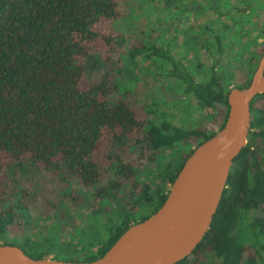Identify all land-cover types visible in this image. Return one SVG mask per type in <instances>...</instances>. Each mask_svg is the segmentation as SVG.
Returning <instances> with one entry per match:
<instances>
[{"label":"trees","instance_id":"16d2710c","mask_svg":"<svg viewBox=\"0 0 264 264\" xmlns=\"http://www.w3.org/2000/svg\"><path fill=\"white\" fill-rule=\"evenodd\" d=\"M121 1L0 0V244L17 245L34 259L52 255V259L91 262L102 257L132 225L126 208L139 212L140 221L155 213L186 158L225 123L230 88L224 84L220 63L226 49L239 46V41L224 44L221 33L213 31L211 63L205 69L194 67L197 75L169 46L142 45L134 50L143 51L178 84L171 97L159 89L158 99L171 103L192 98L202 111L191 128H183L187 121L177 127L164 116L152 121L149 116L155 113L141 103L136 91L119 90L121 70L112 58L119 51V36L112 25L122 17ZM240 1L241 7L232 6L237 14L264 6V0ZM179 3L178 10L195 17L201 11L222 10L219 0ZM234 24L223 25L222 33L233 30ZM190 37L199 41L194 34ZM93 54L106 71L88 82L86 60ZM129 55L132 58L133 52ZM263 55L264 47L253 53L244 82L233 88L248 86ZM99 62L92 67L101 66ZM250 108L247 145L232 163L210 227L191 255L177 264H264V93ZM165 153L176 158L163 165ZM149 167L162 170L157 184L139 178ZM22 169L47 173L51 188L64 192L56 201L41 199L44 216L76 206L80 192L94 205L88 210L92 216L100 203L125 201L119 213L124 214L122 222L108 230L98 227L94 234L80 231L97 244L94 252L78 250L77 244L58 236L30 241L24 214L39 206V198L30 191L18 192ZM60 204L62 209L57 210Z\"/></svg>","mask_w":264,"mask_h":264},{"label":"rangeland","instance_id":"374dc122","mask_svg":"<svg viewBox=\"0 0 264 264\" xmlns=\"http://www.w3.org/2000/svg\"><path fill=\"white\" fill-rule=\"evenodd\" d=\"M219 3L222 5L219 13L201 11L199 16L195 17L193 12L176 8L180 6L179 0H122L120 2L122 17L112 25V30L119 36V51L112 57L121 70L117 80L123 85L119 86V90L136 91L141 103L155 113L149 116L152 121L157 122L159 117L164 116L166 121L177 127L187 121L183 128H191L197 125L202 111L197 107V101L192 98L171 103L158 99L156 92L158 93L159 89H165L169 94L162 92L163 95L171 97L172 90H178V84L172 79H167L161 73L159 65L147 59L143 51L134 50H138L142 45L156 48L169 46L172 54L181 59L183 64H191L193 68L189 69V72L197 75V69L194 67L205 69L211 63V55L215 49L212 46L214 43L212 32H220L224 44L232 39L239 41V46L226 49L220 63L224 84L232 89L244 82L253 53L264 47V6H259L253 13L237 14L232 10V6L241 7L242 1L219 0ZM233 22L234 29L231 30V28L228 33H222L221 27L223 25L232 27ZM239 30L242 36L238 35ZM191 34L199 38L197 43L192 41ZM131 52L133 57L129 58ZM96 60L100 61L101 66L92 67V63ZM86 64L85 81H95L99 78V74L106 71V66L96 54L91 55L86 60ZM163 156L160 160L163 165L171 163L176 158V155L171 153H165ZM157 167H149L147 175L139 177L140 180L146 183L155 181L157 184L159 182L157 176L162 171ZM46 174L39 175L34 171L27 172L25 169L19 173L18 192L30 191L33 197L39 198V201H36L39 206L33 208L30 215L24 214L27 225L26 237L32 242H38L42 237H49L52 240L58 236L61 241L77 244L78 250L86 248L96 251L97 244L92 245L94 241L85 239L83 233L94 234L98 227L108 230L120 224L124 214L119 213L125 201L100 203L95 208L97 213L92 216L88 210L89 208L93 210L94 205L90 204L83 193L78 192L79 204L69 207V210L60 214L55 211L49 212V216H44L45 206L41 199L56 201L64 194L63 191L51 188L48 178L45 177ZM78 189L84 191L80 187H77ZM60 206L61 204L56 206L57 210L62 209ZM126 209L129 222L134 224L140 221L139 212ZM61 215L64 217L63 223L59 224ZM75 232L78 235H73ZM57 255L64 257L59 252Z\"/></svg>","mask_w":264,"mask_h":264},{"label":"water","instance_id":"95a60500","mask_svg":"<svg viewBox=\"0 0 264 264\" xmlns=\"http://www.w3.org/2000/svg\"><path fill=\"white\" fill-rule=\"evenodd\" d=\"M264 93V55L245 88L227 94L223 127L186 158L160 208L130 225L97 260L34 259L19 246L0 244V264H177L196 249L210 227L232 163L247 145L250 105Z\"/></svg>","mask_w":264,"mask_h":264}]
</instances>
